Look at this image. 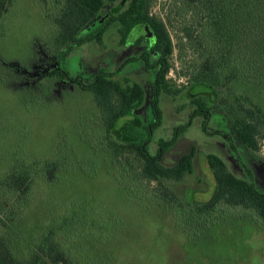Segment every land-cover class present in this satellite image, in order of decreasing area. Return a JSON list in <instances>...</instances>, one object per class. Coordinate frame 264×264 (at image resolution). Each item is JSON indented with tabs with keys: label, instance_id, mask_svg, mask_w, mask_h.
I'll return each mask as SVG.
<instances>
[{
	"label": "trees",
	"instance_id": "obj_1",
	"mask_svg": "<svg viewBox=\"0 0 264 264\" xmlns=\"http://www.w3.org/2000/svg\"><path fill=\"white\" fill-rule=\"evenodd\" d=\"M54 1L58 10L51 18L57 29L53 47L64 56L83 44L102 45L114 25L122 40L136 28L149 29L153 36L149 49L154 55L149 52L142 58L154 77L149 115L145 119L134 113L143 105L145 92L128 79L121 83L99 73L88 87L80 89L93 98L99 124L95 142L99 146L87 145L93 156L80 158L63 139L58 151L39 166L19 160L0 172V264H110L111 254L101 252L105 240L95 237L87 241L86 236L91 234L86 233L85 224L78 222L80 216L47 212L51 214L40 217L38 210L31 209L34 183L42 181L52 187L73 171L90 176L107 161L118 168L122 177L126 176L118 182L127 197L137 196L135 188L145 196L148 206L178 209L179 218L186 219L184 225L193 226L199 221L212 225L225 218L234 225L238 219L233 212L239 211L242 218L253 217L264 232V191L255 185L247 168L245 176L237 175L220 156L200 154L194 147L177 156L173 164L164 163L194 119H199L205 135L221 137L234 154L239 149L247 158L261 159L264 107L247 92L251 88L257 97L264 90V0H158L163 15L160 10L153 12L157 0ZM9 4L10 0H0V18ZM113 4L118 7L116 13L93 24L101 11ZM175 50L183 68L177 73L172 60ZM172 71L178 79L184 78L185 85L178 86L175 77H168ZM228 88L240 90L231 95V101L220 97L221 90L226 92ZM161 95L185 96L193 108L188 121L173 128L169 138L154 142L153 135L163 118ZM123 118L130 119L117 127ZM200 155L212 174L213 194L205 203L189 200L186 194L181 200L169 184L192 175ZM81 160L83 166L78 164ZM79 212L85 216L87 209ZM71 223L81 225L74 227ZM67 235L71 236L70 242Z\"/></svg>",
	"mask_w": 264,
	"mask_h": 264
},
{
	"label": "rangeland",
	"instance_id": "obj_2",
	"mask_svg": "<svg viewBox=\"0 0 264 264\" xmlns=\"http://www.w3.org/2000/svg\"><path fill=\"white\" fill-rule=\"evenodd\" d=\"M158 3L157 0L153 12L160 10L163 15L162 5ZM7 9L0 18V172H5L19 160L28 166H39L58 151V144L63 139L72 145L73 148H70L80 158L93 156L92 149L87 145L99 146L95 142L99 124L89 92L75 87L58 94L59 87L52 89V84H45L46 78L35 79L33 82L36 83L29 82L28 86L19 85L17 74L24 77L35 71L31 63L39 58L38 48H54L53 37L57 29L51 18L58 10L55 1L10 0ZM117 9L114 6L105 8L103 12L114 14ZM143 28H136L130 36L135 31L143 32ZM170 34L176 44L174 33ZM117 35L116 30L110 28L102 46L89 43L80 49L73 48L62 66L70 74L84 73V81L88 82V67L102 62L107 71H112L128 55V52L115 48ZM99 50L102 52L97 53ZM175 51L172 60L177 73L183 68ZM91 74L94 75V72ZM174 75L172 71L168 77H175L178 86L185 85L184 78L178 79ZM121 76L143 87V105L134 113L146 119L153 93V71L146 69L142 63L134 62L123 70ZM252 91L251 88L248 90L249 97L264 107V90L257 97ZM237 92L240 90L235 92L228 88L225 92L222 89L220 97L231 101V95ZM160 108L163 112L162 124L153 135L154 142L169 138L173 128L185 124L193 107L185 96L172 98L161 95ZM129 119L119 120L117 127ZM89 139L91 143H87ZM189 147H194L200 154L220 156L237 175L245 176V168L251 170L255 185L264 191V143L259 145L260 160L245 157L239 149L234 154L221 137L205 135L199 119H194L164 163L173 164L177 156L187 152ZM155 148L152 144L151 152ZM81 162L78 164L83 166ZM194 166L192 175L169 184V187L181 200H185L186 194L189 200L205 203L213 194L214 180L203 156L196 158ZM125 178L115 165L107 161L90 176L73 171L71 175L63 176L62 183L52 187L39 181V184L34 183L31 209L38 210L40 217L47 212L63 217L80 216L81 221L78 222L85 224L86 233L91 234L86 236L87 241L95 237L105 240L101 252L111 254L110 264H264V232L254 223L253 217L242 218V213L234 211L238 219L234 225H230L228 218L212 225H203L200 221L193 226L184 225L186 219L179 218L178 209L176 211L168 206L166 210L165 205L148 206L147 200L142 197L144 195L135 188L132 189L138 197H127L118 182ZM84 208L87 213L81 216L79 211H84ZM187 209L185 206V211ZM81 224L72 226L79 227ZM74 231L76 228H73ZM70 237L67 235L68 240ZM75 238L79 243L78 237ZM77 242L74 241L75 244Z\"/></svg>",
	"mask_w": 264,
	"mask_h": 264
},
{
	"label": "flooded vegetation",
	"instance_id": "obj_3",
	"mask_svg": "<svg viewBox=\"0 0 264 264\" xmlns=\"http://www.w3.org/2000/svg\"><path fill=\"white\" fill-rule=\"evenodd\" d=\"M114 6H116V5L115 4L108 5V6H106V9L112 8V7L114 8ZM104 10L101 11V13L95 19L93 24L96 23L98 20H101V19L107 20L109 18V16L112 15V13H110L109 11H107L106 13L103 12ZM111 28L114 31L116 30V33L118 34L117 35L118 36L117 45L115 46V48L118 50H122L125 53L128 52V55L124 56L123 59L120 61V63L116 64V66L114 67V69L112 71H107L104 68L105 64L102 62H99L98 64H95L94 67L93 66L88 67V73L90 72L89 73L90 79H89V82L84 81V78H86L84 73L75 72V73L70 74L67 72L65 67L62 66V64L65 62V60H66V58L70 52L66 56H64L63 54H60L61 51L57 47H54L52 50H48V49H44L42 46H40L38 48V52H37L39 58L33 59V63H31V65H32L31 67L35 71L32 72L31 75L26 74L24 77L21 74L20 75L17 74L18 79H20L19 85L24 84V85L28 86L29 82H33V81H35V79H37L39 81V80H41V78H46L45 84L46 83H48L50 85L52 84V86H53L52 89L54 88L55 90H57L56 88L58 86L59 88H58L57 92L59 94L61 91L68 90V89L72 90L75 87H76V89H82L84 87H88L96 79V77L98 76L99 73L106 74L109 77L111 76L113 79L120 78L119 79L120 82L124 83V80L127 78L121 76V74H122L123 70L128 65H130L134 62H139V63L143 64L142 58H143V56H146V53L150 52L151 55H154V53L149 49L151 41L153 40V36H152V33H151V37L138 36V34H140L141 32L135 31V34L132 37H129L130 36V34H129L125 40H122L120 38L119 33L117 32L116 25L112 26ZM146 29L147 28L144 27L143 31H145ZM141 38H143V39L140 40ZM129 40H130V42H129ZM88 44L89 43H87V45ZM84 45H86V44H83L79 48H76V49H80ZM102 45H100V46H102ZM97 46H99V45H97ZM100 52H102V51L101 50L97 51V53H100ZM37 69H40V70H37ZM92 71L94 72V75L91 74ZM150 71H152V70H150ZM33 76L36 78H33ZM26 80H28V82H26ZM35 83L36 82H33V84H35ZM235 161H236V157H235ZM232 164L234 165V163H232ZM248 172L254 181V176H253L251 170H248Z\"/></svg>",
	"mask_w": 264,
	"mask_h": 264
},
{
	"label": "water",
	"instance_id": "obj_4",
	"mask_svg": "<svg viewBox=\"0 0 264 264\" xmlns=\"http://www.w3.org/2000/svg\"><path fill=\"white\" fill-rule=\"evenodd\" d=\"M138 36L150 37L151 36V32L149 31V29H146L145 31H143L140 34H138ZM130 37H132V36H130Z\"/></svg>",
	"mask_w": 264,
	"mask_h": 264
}]
</instances>
